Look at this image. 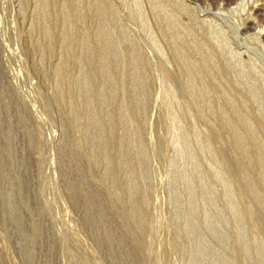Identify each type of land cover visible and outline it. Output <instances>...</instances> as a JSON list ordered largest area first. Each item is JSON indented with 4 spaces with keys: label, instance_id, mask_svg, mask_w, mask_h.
Here are the masks:
<instances>
[{
    "label": "rangeland",
    "instance_id": "rangeland-1",
    "mask_svg": "<svg viewBox=\"0 0 264 264\" xmlns=\"http://www.w3.org/2000/svg\"><path fill=\"white\" fill-rule=\"evenodd\" d=\"M0 264H264V0H0Z\"/></svg>",
    "mask_w": 264,
    "mask_h": 264
}]
</instances>
